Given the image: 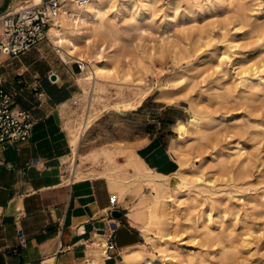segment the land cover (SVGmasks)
Returning <instances> with one entry per match:
<instances>
[{
    "label": "rangeland",
    "instance_id": "1",
    "mask_svg": "<svg viewBox=\"0 0 264 264\" xmlns=\"http://www.w3.org/2000/svg\"><path fill=\"white\" fill-rule=\"evenodd\" d=\"M101 12L109 31L95 35L85 26L78 43L86 62L100 50L107 69L93 92L77 67L83 91L67 123L88 109L94 116L78 175L101 170L139 184L131 211L142 232L157 192L130 141L166 135L187 186L173 192L171 218L150 227L140 250L163 264H264V84H241L264 66V0H104ZM192 114L201 123L174 141L176 124ZM120 255L104 258L115 264Z\"/></svg>",
    "mask_w": 264,
    "mask_h": 264
},
{
    "label": "crops",
    "instance_id": "2",
    "mask_svg": "<svg viewBox=\"0 0 264 264\" xmlns=\"http://www.w3.org/2000/svg\"><path fill=\"white\" fill-rule=\"evenodd\" d=\"M25 3L0 0V16ZM45 43L18 57L0 56L5 91L19 90L13 107L34 120L28 142L7 143L0 151V264H90V245L115 226L121 251L145 239L132 222L131 207L142 194L139 184L109 178L101 170L85 176L67 168L76 159L67 121L83 89L77 66L57 58ZM130 143L153 173L173 178L180 171L173 139L166 135L138 136ZM115 211L122 216L115 218ZM18 230L27 245L15 253Z\"/></svg>",
    "mask_w": 264,
    "mask_h": 264
},
{
    "label": "bare ground",
    "instance_id": "3",
    "mask_svg": "<svg viewBox=\"0 0 264 264\" xmlns=\"http://www.w3.org/2000/svg\"><path fill=\"white\" fill-rule=\"evenodd\" d=\"M40 2H42V0H26V3L29 4L30 3L39 4ZM103 5H104V0H89L84 6H79L75 0H64L62 2V13L52 23L49 32V38L53 41L54 46L57 49V52L66 63H78V62L82 63L81 74L84 75L85 83L91 84L92 87L91 89L93 92L96 91L98 86V82H96V80H98L103 75V73L107 71L105 66L101 67L99 64L100 62L104 61V56L99 50L98 53L92 55L90 59L86 62L82 58L83 56L78 55V43L80 38L82 37V31L85 26L87 27L88 30L91 31V33H94L95 35H103L109 31V28L101 22L102 20L101 9ZM68 9L73 11L71 15L66 14ZM252 82H257L258 85L264 84V66L263 69L260 71V74L256 78L245 76L241 84H246V83L248 84ZM85 92L87 93L88 90L85 89ZM141 104L142 102H139V105ZM130 108H134V105L132 103H127L124 105V109H130ZM93 117L94 116L92 114V109L91 110L88 109L83 119L81 120L74 119L70 124L67 125L69 132L73 135L70 142L73 146L74 155L76 158L75 163L73 165V169L76 171V173L81 167L80 159L82 155L80 152V148L83 141V133L92 124ZM200 123L201 120L196 114H192V119L188 123L178 122L176 124V127L180 134V137L174 141L179 142L185 139L186 137L185 135L188 132V124L193 126H198ZM175 148L176 147L174 146L173 153L175 151ZM239 152L240 153L238 154V157H241L242 159L243 153H241V151ZM141 169L145 177L151 179V188L155 192H157L156 201H154L153 205L148 207V216L146 219V223L142 227V234L144 238L147 241H150L151 240L150 227L155 223L161 226L165 223L163 219L169 220L171 218L170 217L171 213L170 211H168V206L172 201V197H173L172 194L173 192L180 191L186 188L187 179L183 177L181 173H177V175L180 174L181 177L179 179V183L173 188L169 184L168 177L157 175L147 167H143ZM103 241L104 240L99 239L94 241L90 245L89 254H91V257L93 258L92 263L90 264H103L105 260L104 256H106L104 250H102ZM144 247L145 245L141 244L135 247L122 250L121 251L122 259L116 264H163L162 261L157 263L155 257L153 255L145 253V251H143L144 249L140 250V248H144ZM176 250H179V248L176 247ZM189 257H193V255H189ZM106 258L108 260H113V258L110 259L107 256Z\"/></svg>",
    "mask_w": 264,
    "mask_h": 264
},
{
    "label": "built area",
    "instance_id": "4",
    "mask_svg": "<svg viewBox=\"0 0 264 264\" xmlns=\"http://www.w3.org/2000/svg\"><path fill=\"white\" fill-rule=\"evenodd\" d=\"M84 6L89 0H75ZM63 0H42L39 4L25 3L18 10L0 16V56L18 57L38 45L50 41L49 32L52 23L62 13ZM73 13V12H72ZM67 10V15L72 14ZM82 72V63H77ZM5 79L0 75V151L7 143L28 142L32 135L34 120L30 112L13 107V101L19 90L5 91ZM117 226L109 228L102 244L105 255L112 259L121 250L116 244ZM19 253L27 245L23 230H18Z\"/></svg>",
    "mask_w": 264,
    "mask_h": 264
},
{
    "label": "water",
    "instance_id": "5",
    "mask_svg": "<svg viewBox=\"0 0 264 264\" xmlns=\"http://www.w3.org/2000/svg\"><path fill=\"white\" fill-rule=\"evenodd\" d=\"M53 79H55V76L53 77ZM115 218H120L122 216V213L121 212H118V211H115L113 212L112 214Z\"/></svg>",
    "mask_w": 264,
    "mask_h": 264
}]
</instances>
